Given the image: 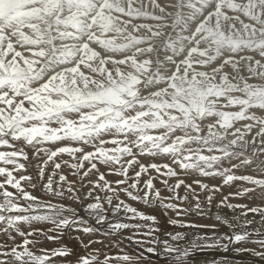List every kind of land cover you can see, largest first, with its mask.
<instances>
[{
	"label": "bare ground",
	"instance_id": "obj_1",
	"mask_svg": "<svg viewBox=\"0 0 264 264\" xmlns=\"http://www.w3.org/2000/svg\"><path fill=\"white\" fill-rule=\"evenodd\" d=\"M19 1L14 0L10 4L11 0H0V88L8 91V99L20 101L24 98L21 94H16L17 90L16 92H12L11 89L13 88L10 89L1 85L11 86V84H17V80L21 79L22 76H31L33 72L40 73L43 70L42 79L33 80L31 83L24 80V87L41 81L44 85L51 86L48 87L50 89L48 94L50 99L54 100L56 108L60 106L79 107L76 110L81 112L83 111L81 107H84L88 108V110L79 115L52 116L47 115V111L42 106L28 101L26 110L22 109L14 113L11 120L5 119V126H7V121L19 123L22 126L21 134L27 132L30 136H36L38 139L41 136L40 129H48V137L55 138L57 142L72 144L77 140H81L86 141L88 144H94L97 148L103 150L110 149L112 144H101L100 139L113 138L116 134L118 137V133L121 130L127 136L131 135L133 139L130 140L134 142L137 141L135 138L138 136L143 140V144H146L145 141L154 143L151 140H155V144L161 143V146L158 145L161 148L157 151L158 153H155L154 156H147L146 160L152 158L159 160L157 156L162 155L164 152L165 149L162 151L164 145L169 152V159L173 156L183 159L185 157L183 153L186 151H191L189 156L194 161L199 158L197 163L200 164L204 163L201 162L200 157H204V161L212 158L209 162H214L219 158L220 161H226L230 164L223 171L214 166L216 169H219V174L225 175L229 179H231L232 174L243 176L249 182H240L239 186L241 188L256 187L257 193L264 192V189L258 187V185L264 184V144L259 143V146L252 148L242 135H227L224 132L225 125L237 117L239 106L235 105L237 104L235 102L238 98L235 96L236 94H223L222 90V93L221 91L220 93L213 92L215 84H222L223 78L225 81L233 76L235 82L238 83L236 85L238 87L237 90L243 89L244 91L247 90L248 93L254 92L264 95V79L262 78V82L255 78L252 63L243 64L242 62L245 71H247V75L244 78L235 74L230 63L224 65L225 71L222 70L223 77L217 76V79H215L216 76L214 75V81L212 79L213 72L211 75L209 74L210 77L208 78H194L190 74V71L198 70V68H202V65H209L211 59L215 56L214 52L217 45H220L224 50L230 47H252V45L255 47L256 44L258 45L257 42L252 43L251 37L250 39L248 37L253 36L257 38L258 34L254 33L255 31L249 33L239 31L242 34H237V37L235 35V38H229L230 35H223L220 27L212 23L213 21L218 22L217 19L222 18L226 12L231 11L229 15L233 14L234 11L231 9L233 7L235 9L236 5L240 6L239 9L241 11L242 9L251 11V16L258 14L259 10H263L264 13V0H212L217 13L214 15L215 17L211 18L209 24H205L204 22L198 23L196 21L188 22L179 17L180 13L176 19H172L171 13L172 11L174 12L176 7L173 2L171 5L166 0L159 1L160 5H158V2L157 6L159 7L158 9L155 7L156 10L143 8V5L139 4L138 0H60L61 8L59 10H55L54 1L56 0H32L36 5H32L31 7L26 6L28 4L31 5L32 2L17 5L16 3ZM189 1L195 4L203 0ZM203 4L201 5L202 7H204ZM189 11L191 10L189 9ZM87 16L97 26L102 24L101 20L106 19V21H111L115 25L110 29V33L114 36L113 40L116 42L111 41L115 43L113 44V48L106 40L104 42L100 33H96L93 36L88 35L90 36V38L88 37V41L90 40V42H86L87 44L82 46L79 42L73 41L77 35L88 34L82 31L83 27L80 24L78 27L72 25L75 23L76 17L85 19ZM5 23H19V30L8 32L7 28L9 25H4ZM108 24L111 25V23ZM135 25H138L140 28L139 31L137 30V33L130 29ZM93 26L95 25L93 24ZM60 27L61 29H59ZM107 33L109 34V32ZM133 33H136L135 36L139 41L144 42L148 40L145 42H152L150 49L139 47L138 42L137 44L132 43L131 40L133 38L128 40L130 39L128 36ZM109 38L111 39V37ZM237 38H241L239 43H235L239 40ZM181 40H189L192 44L191 48L193 50L189 49L187 62H183L184 65L178 70H172L170 67L171 70L166 74L163 73L165 71H160L158 74L162 75L164 80L153 85L154 79H157L153 78V73L159 69V66L155 64L156 57L164 54L169 48L171 50V47H174ZM230 40L234 42L232 43ZM67 41L75 44L74 52L84 60L83 64L77 63L76 66L66 69L68 61L73 56L70 51H66L65 46H67ZM96 47H99L100 51L106 54H102ZM112 50L120 51L127 56L131 54L129 58L123 55H119V57H123L118 58L113 55L114 52L112 54ZM10 52H13L10 55L12 60L7 61L5 58ZM108 53L110 54L109 56H107ZM254 53L256 54V52ZM259 53L263 52L259 51ZM134 54H138V58L133 57ZM218 57L216 56V58ZM245 58L248 60L249 56ZM223 61H228V58L223 59ZM238 61L240 62V60ZM175 63L177 64V62ZM214 70L216 71V69ZM90 71H94V73L91 74ZM44 73H47V75L44 76ZM131 74H133L131 80H139V87L127 86L122 96L119 97L117 92L113 91L115 86L113 83L126 79ZM207 74L203 75L206 76ZM210 79H212V82H210ZM148 88H153V93L149 94L146 100H141L147 94L146 89ZM39 89V86H30L25 90L38 91ZM211 89L213 90L210 91ZM216 91L218 90L216 89ZM204 92H208L210 97L206 99L199 98V94H205ZM219 95H221L220 99L222 98L223 101L228 102V106L226 105L225 108L221 106L223 101L218 98ZM213 96L215 97L209 100ZM165 99L171 102H168L163 107L159 106L158 103ZM196 103H199V106ZM211 106L214 113L212 118L216 119L217 124L212 123V126L206 119L202 123H198V119L196 123L194 115H199L198 113L203 112V110H200L202 108H204L205 112L210 111ZM31 111H37L39 116H32ZM7 115V112H5V117ZM204 118L206 117L203 116L202 119ZM116 123H118V127H116ZM89 125H91L90 129ZM127 126L137 129L130 132ZM236 126L238 125L236 124ZM89 131H91V135H82V133ZM138 137L137 139H139ZM183 139H185V142H183ZM178 144L183 146H179ZM116 149L118 150L117 147ZM151 150L153 151V149ZM232 165H235V167L232 168ZM200 168L201 166L194 169L198 170ZM210 171L212 172L213 170ZM195 174L194 171L193 175ZM130 203L133 206L143 208V205H137L136 202ZM251 203L260 204L261 201L253 199ZM213 210L215 211V209ZM197 222L214 223L213 220L207 219L203 221L197 220ZM258 223L253 224V227H257ZM249 247L252 246L249 245ZM127 250L130 253L133 251L131 248ZM111 251H115V249ZM224 255L227 254L216 250L207 253L197 252L194 254V264H207L208 261L219 259ZM228 258L231 264H252V257L247 253L236 254L229 251Z\"/></svg>",
	"mask_w": 264,
	"mask_h": 264
},
{
	"label": "snow or ice",
	"instance_id": "obj_2",
	"mask_svg": "<svg viewBox=\"0 0 264 264\" xmlns=\"http://www.w3.org/2000/svg\"><path fill=\"white\" fill-rule=\"evenodd\" d=\"M42 71L17 84L42 79ZM25 100L32 102L25 96L17 104L0 88V264H194L195 253L213 250L264 264V192L241 188L245 177L188 168L167 149L163 160H146L155 153L57 142L48 129L39 139L21 134L4 121ZM205 219L214 223L197 222ZM207 264L231 261L224 255Z\"/></svg>",
	"mask_w": 264,
	"mask_h": 264
},
{
	"label": "rangeland",
	"instance_id": "obj_3",
	"mask_svg": "<svg viewBox=\"0 0 264 264\" xmlns=\"http://www.w3.org/2000/svg\"><path fill=\"white\" fill-rule=\"evenodd\" d=\"M59 1V2H58ZM131 1V0H130ZM139 4L141 3L143 5V8L145 7L146 9L150 10V9H158L159 6H157V3L161 0H138ZM168 3H171L172 5V2L174 3V6L176 7V9L174 10V12L172 11L171 13V16H172V19H176L178 14H179V17L183 20H186V21H190V22H198V23H205V24H209L210 21H211V18L215 17L214 15H216L217 13V9L213 6L214 3L212 0H203V1H200L199 3H195V4H192L189 0L185 1L183 0L181 2V0H166ZM175 1V2H174ZM189 1V2H188ZM14 0H11L10 4L13 3ZM25 2H29L31 3L32 0H20L19 2H17L16 4L17 5H20L21 3H25ZM61 1L60 0H56L54 1V4H55V10H59L61 7ZM149 2V3H148ZM155 4H154V3ZM160 2L158 3V5H160ZM204 4H203V3ZM60 5H59V4ZM182 3V4H180ZM192 4V5H191ZM199 4V5H198ZM203 4L204 7H202L201 5ZM32 5H36L34 4L33 2L30 4H28L26 7H31ZM145 5V6H144ZM147 5V6H146ZM156 5V6H155ZM184 7H182V6ZM189 5V6H188ZM196 5V6H195ZM199 6V7H198ZM155 7H157L155 9ZM172 7V6H171ZM188 7V8H187ZM238 7V8H237ZM239 5H236V8L234 9V7L231 9L233 12V14L229 15V13L231 12H226L225 14H223V16L227 19H225L223 16L222 18H219L217 19L218 22H214L212 24L220 27V31L223 35H230L229 38H235L234 36L236 35L237 37V34L240 35L242 33H249V32H253L255 31L254 33H257L258 34V37L255 39L253 36H248L249 39L251 37V42L252 43H255L257 42L258 45L256 44L255 47H253L254 45H252V47H239V48H235V47H230V48H226V50H224V48H222L220 45H217L216 48H215V52H214V57L211 59V62L209 63L208 66L206 65H202V68H198V70H195V71H190L189 73L192 74V76H194V78H208L210 77L211 73L213 75L212 79L213 81L215 79H217V76H221L223 77V71L224 70V65L227 64V63H230L231 64V68L234 70L235 74L241 78H244L246 75H247V71H245L244 69V65L245 63H252V68H253V72H254V76L256 79H259L263 82V79H264V13H263V10H259V13L258 14H254V16H251L252 13L251 11L247 10V9H239ZM183 8V9H182ZM198 8V9H197ZM67 9V8H65ZM189 11V9L191 11ZM203 9V10H202ZM195 10V11H194ZM199 10V11H198ZM201 10V11H200ZM66 11V10H65ZM187 11V12H186ZM206 11V12H205ZM248 11V12H247ZM191 12V13H190ZM204 12V13H203ZM220 12H222L220 10ZM241 12V13H240ZM243 12V13H242ZM247 12V14H246ZM182 13V14H181ZM193 13V14H192ZM215 13V14H213ZM245 13V14H244ZM175 14V15H174ZM185 14V16H184ZM193 17H192V16ZM235 17H234V16ZM190 16V18H189ZM200 16V17H199ZM230 16V17H229ZM249 16V17H248ZM203 17V18H202ZM210 17V18H209ZM79 17H76V20H75V23L72 24L74 25V27H78L79 24L83 27L82 31L88 33V34H85V35H80L78 36L77 34V39L74 38L73 41H76V43H80V45H84V44H87L88 42H90V40L88 41V39L90 38V36H93L94 34L96 33H100L102 35V39L106 40L107 43H110V45H112V48L114 47L113 44H115L116 42L113 40L114 39V36H112V33H110V29L115 26L114 24H112L111 21H106V20H101V25H96L94 23V21L91 19L90 20V17H85V19H77ZM185 18V19H184ZM209 18V19H208ZM254 18V20H253ZM193 19V20H192ZM198 19V21H197ZM243 21V22H241ZM244 19V20H243ZM256 19V20H255ZM1 20V19H0ZM202 20V21H201ZM206 21H209V22H206ZM257 21V22H256ZM93 22V23H92ZM236 22V23H234ZM241 22V23H240ZM78 23V24H77ZM108 23H111L108 24ZM18 24L19 23H5L4 25H9L8 28H7V31L8 32H16L19 30V27H18ZM93 24L96 26H93ZM219 24V25H218ZM245 24V25H244ZM111 26V27H110ZM257 26V27H256ZM94 27V28H93ZM87 28V29H86ZM232 28V29H231ZM61 29V27L59 28ZM131 30L133 31H136V33L139 31V27L138 25H135L134 27H131L130 28ZM138 30V31H137ZM225 30V31H224ZM237 30V31H236ZM246 30V32H245ZM88 31V32H87ZM94 31V32H93ZM125 31V30H124ZM228 31V32H227ZM231 31V32H230ZM242 33H240V32ZM84 32V33H85ZM109 32V34L107 33ZM107 33V34H106ZM124 33V32H123ZM122 33V34H123ZM136 33H133V34H130L128 36V40H131L133 38L132 43H135L137 44V42L139 43V47H145V48H148L150 49V47L152 46V42H145V41H148V40H145L144 42H142L141 40L139 41L137 38H136ZM228 33V34H227ZM231 33V34H229ZM234 33V34H233ZM74 34V33H73ZM90 35V36H88ZM111 37V39L109 37ZM89 37V38H88ZM105 37V38H104ZM107 37V38H106ZM81 39V41H80ZM85 39V40H84ZM239 39L237 42L235 43H239L240 39L241 38H237ZM110 40V41H109ZM254 40V41H253ZM260 40V42H259ZM115 43H113V42ZM87 42V43H86ZM189 42V43H188ZM220 42V41H218ZM230 42H234L233 40H230ZM83 43V44H82ZM181 43V44H179ZM183 43V44H182ZM67 46H65L66 48V51H70L73 56L72 58L70 59V61H68L67 63V66H66V69L68 68H72L74 66H76L77 63L79 64H83L84 63V60L74 52V49H75V44H73L72 42L70 41H67L66 42ZM179 44V45H178ZM187 44V45H186ZM190 44V45H189ZM69 45V46H68ZM235 45V44H234ZM192 47V44L189 40L187 41H184V40H181L180 42H178L177 44L174 45V47H171V50L170 48L167 50L169 51V53H167V51L160 55V56H157L156 57V61H155V64H157L159 66V69L153 73V78H157V79H154L155 81H153V85L154 84H157V83H160L161 80H164L163 79V76L162 75H159L158 73L161 71H165L163 73H167L168 71H170L171 69L173 70H178L180 67H182L184 65L185 62H187V59H188V55H189V52L191 50H193ZM258 47H260L258 49ZM99 51H100V48L99 47H96ZM202 48L204 49V47L202 46ZM233 48V49H232ZM252 49V50H251ZM257 49V50H255ZM189 50V51H188ZM254 50V51H253ZM229 51V52H228ZM253 51V52H252ZM260 52H263V53H259ZM102 54H106L105 52H102L100 51ZM114 52V54H113ZM119 52V53H118ZM174 52V53H173ZM256 52V54H258V56H256V54L254 53ZM258 52V53H257ZM111 53V51H110ZM122 52L120 51H115V50H112V54L118 58H121L123 56H127L125 53L121 54ZM167 53V55H166ZM13 54V52H10L8 56H6V60L7 61H10L12 60V58L10 57V55ZM15 54V53H14ZM131 54V53H130ZM130 54H128L129 56H127L128 58L130 57ZM236 54V55H235ZM67 55V54H66ZM110 54L108 53L107 56H109ZM119 55H123V56H120ZM255 55V56H254ZM260 55V56H259ZM138 54H134L133 57L135 58H138ZM162 56V57H161ZM216 56L218 58H216ZM236 56V57H235ZM243 56V58H242ZM248 60L245 58V57H248ZM187 57V58H186ZM232 59H231V58ZM240 59H239V58ZM259 57V58H257ZM59 58V57H58ZM158 58V59H157ZM186 58V59H185ZM215 58V59H214ZM228 58V61L224 62L223 59H227ZM235 58V59H233ZM242 58V59H241ZM255 58V59H253ZM261 58V59H260ZM217 59V60H216ZM68 60V58H67ZM169 60V61H168ZM240 60V62L238 61ZM180 61V62H179ZM214 61V62H212ZM237 61V62H236ZM255 61V62H253ZM66 62V60H65ZM177 62V64L175 63ZM184 62V63H183ZM243 64H242V63ZM263 62V63H262ZM172 63V64H170ZM180 63V64H179ZM179 64V65H178ZM203 64V63H202ZM212 64V65H211ZM176 65V66H175ZM214 66V67H213ZM171 67V69H170ZM175 67V68H174ZM178 67V68H177ZM211 67V68H210ZM255 67V68H254ZM219 68V69H218ZM223 68V69H222ZM216 69V71L214 70ZM241 69V70H240ZM200 70V71H199ZM211 72H209V71ZM223 70V71H222ZM244 70V71H243ZM260 70V71H259ZM197 71V72H196ZM202 71V72H201ZM208 73H206V72ZM214 71H215V74H214ZM239 71V72H238ZM195 72V73H194ZM257 72V73H255ZM91 74L94 73V71H90ZM198 73V74H196ZM221 73V74H220ZM158 74V75H157ZM203 74H207L206 76L203 75ZM210 74V75H209ZM241 76H240V75ZM47 73H44V76H46ZM197 75V76H196ZM216 78H215V76ZM244 75V76H243ZM133 74H131L128 78L126 79H123V80H120L119 82H115L113 84H115L114 86V92H117V95L119 97L122 96V93L125 91L124 89L127 88V86H138L139 87V80H131ZM162 76V77H161ZM215 78V79H214ZM263 78V79H262ZM151 79V78H150ZM212 79H210V82H212ZM222 84L220 83L219 85L215 84L213 89H211L210 91L213 90L214 93H220V91L222 90L223 91V94H233L235 96H237V101L235 103V105H238L239 108L237 109L238 111V114H237V117L234 118L233 120H231V122H229L226 126V128L224 129V132H226L227 135H230V134H234V135H242L243 137L246 138V140L248 141L247 143H249L248 145L252 148H255L257 146H259V143H263L264 144V140L262 141V139H264V95L260 94V93H254V92H249L246 90L244 91L243 89H238V87L236 86L238 83L235 82V79L232 77H229L228 80L226 79L224 81V78H223V81H221ZM3 87H8V88H15L22 96L23 98L25 96H28V97H31L32 98V102H35L36 104H38L39 106H42L43 108H45V110L48 112L49 109H52L54 110V114L52 116H71V115H79L83 112H86L88 110V108H84V107H81L83 109V111L81 112H78L76 109L79 108V107H59V108H56L54 106V100L53 99H50L49 97V88L48 87H51L49 85H47L45 87V85L41 82V81H38L36 83H32L31 85L29 86H26V87H20L18 84H11V86H8V85H1ZM30 86H39L40 89L38 91H33V90H30V91H26L25 89L27 87H30ZM221 86V87H220ZM152 89L153 88H148L146 89L147 90V94L145 96H143V98L141 100H146L148 98V95L153 93L152 92ZM216 89L218 91H216ZM220 89V90H219ZM231 92H229L230 90ZM4 93L6 94V98L8 97V91H6L5 89H3ZM221 91V93H222ZM246 92V93H244ZM205 94H199V98L202 97V99H206V98H209L210 95H208L209 93L208 92H204ZM241 93H244V94H241ZM227 94V95H228ZM238 94V95H237ZM247 94V95H246ZM222 95V94H221ZM221 95L218 96V98L220 99ZM242 96V97H241ZM243 96H246V97H243ZM215 96L211 97L209 100L213 99ZM245 98V100H243ZM8 99V98H7ZM220 100L223 101V99L221 98ZM243 100V101H242ZM168 102H171L170 100L168 99H165L161 102L158 103L159 106H165V104H167ZM227 101H223V104H221V106L223 108L226 107V105L228 106V102L226 103ZM241 105H240V103ZM16 103L18 104L19 101H16ZM27 103H28V100H25V104H24V109L27 108ZM239 103V104H238ZM199 103H196L197 106ZM230 104V103H229ZM26 105V106H25ZM117 107L119 109H121L120 106L117 105ZM212 106L210 107V111H206L204 110V108L200 109V110H203V112L201 111L200 113H198L199 115L195 114L194 116V121L196 120V123L198 121V123H202V121H205V119L210 122L209 124H211L213 126V124H217V121L216 119H213L212 116L214 115L213 111H212ZM199 109V108H198ZM211 112V113H210ZM250 112V113H249ZM205 113V114H204ZM249 113V114H248ZM258 113V115H256ZM203 114V115H202ZM261 114V115H260ZM31 115L32 116H39V113L37 111H31ZM201 115V116H200ZM208 115V116H206ZM210 115V116H209ZM204 117V119H202ZM260 116V117H259ZM263 117V118H261ZM201 118V119H200ZM208 118V119H207ZM211 120V121H210ZM34 124V122H32ZM213 123V124H212ZM240 125H239V124ZM14 125L16 128H19L20 130H22V126L19 124V123H12L10 121H7V126L9 125ZM233 124V125H232ZM236 124L238 126H236ZM242 124V125H241ZM116 127H118V123H116ZM6 126V127H7ZM241 126V127H240ZM127 128L130 130H136L137 128H130L127 126ZM229 128V129H228ZM241 128V129H240ZM120 130V128H119ZM232 130V132H231ZM85 132V131H84ZM242 133V134H241ZM118 137H117V134L111 138L113 140L116 139L117 141V144H116V147L118 148V150L116 149V147H113L111 146L110 149H107V150H104L105 152H108V151H112L114 154H121V146H123L124 148H134L133 149H138L140 151H145L147 152H152V153H158L157 151L159 149H161L159 146H161V143H156L155 144V140H151V141H154V143H151L149 141H145L146 144H143V140L138 137L139 139H137V137L135 138L137 141L134 142L133 140H130V139H133L132 136L125 134L124 132H122L120 130V133H118ZM134 134V133H133ZM136 134V132H135ZM134 134V135H135ZM123 137V138H122ZM126 139V140H125ZM128 139V140H127ZM148 139V138H147ZM125 140V141H124ZM139 140V141H138ZM149 140V139H148ZM259 140V142H258ZM128 141V142H127ZM130 141V142H129ZM250 141V142H249ZM261 141V142H260ZM125 142V143H124ZM133 142V143H132ZM183 142H185V139H183ZM132 143V144H131ZM133 144H135L133 146ZM155 144V145H154ZM165 144V142H164ZM118 145V146H117ZM120 145V147H119ZM131 145V146H130ZM144 145V147H143ZM179 146H183V145H180L178 144ZM177 145V146H178ZM130 146V147H129ZM165 146V145H164ZM163 146L162 148V151L164 149H166L165 147ZM153 147V148H151ZM144 148V149H143ZM120 149V150H119ZM153 149V151L151 150ZM239 150V149H237ZM264 150V148H263ZM260 151V150H259ZM185 155V157H190L189 155L191 154V151H186L183 153ZM196 154V153H195ZM150 157V156H149ZM159 160L157 161H160V160H163L164 157L163 155H160V156H157ZM185 157L182 159L180 158L181 160L184 161L185 165L188 167V168H192L194 169L195 167H199L201 166V168H204V170L208 173H211L210 170H213V167H209L210 165L211 166H215L217 168H219L221 171H223L226 167H228L230 164H228L226 161H220L219 158H217L216 161L214 162H209V160H211L212 158H209L207 160L204 161V157H200V160L201 162H204L202 164L200 163H197V160L194 161L193 158H191L190 160L189 159H185ZM146 158V157H145ZM144 158V159H145ZM179 158V157H177ZM154 158L152 159H149V160H153ZM224 173V172H223ZM253 175V174H252ZM248 176V175H247ZM254 181V180H253ZM158 183V182H157ZM254 184V183H253ZM227 256H228V253H226Z\"/></svg>",
	"mask_w": 264,
	"mask_h": 264
}]
</instances>
